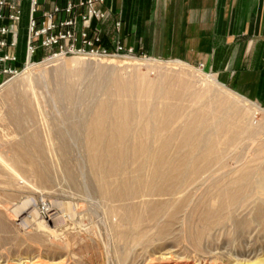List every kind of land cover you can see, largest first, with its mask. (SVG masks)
Instances as JSON below:
<instances>
[{
	"label": "rangeland",
	"instance_id": "374dc122",
	"mask_svg": "<svg viewBox=\"0 0 264 264\" xmlns=\"http://www.w3.org/2000/svg\"><path fill=\"white\" fill-rule=\"evenodd\" d=\"M116 22L110 15L105 25L109 42L119 38L125 47L135 50L124 43L122 27L116 31ZM26 38L23 29L12 73H5L7 64L0 62V222L4 225L0 229V264L39 260L48 264H159L169 250L175 251L174 260L192 264H264V213L258 215L264 196L259 190L247 191L241 203L220 210L211 225L205 223L204 209L205 203L219 201L217 185L212 184L215 179L223 178L224 183L243 168L256 172L264 168V107L258 101L220 82L203 64L144 58L136 50L132 57L68 56L57 60H49L43 51L28 61ZM176 74L193 82V92H213L209 101L213 105L221 99L228 101L232 108L228 117L237 110L248 130L239 144L228 149L224 168L216 169L206 185L187 183L175 196L150 197L152 209L164 208L162 215L143 228L150 231L145 242H132L133 238L117 230L120 216L110 208L118 204L101 193L88 128L99 104L113 98L116 79L126 82L142 75L158 82ZM188 104L181 107L186 114L210 111V105L192 108ZM179 143V138L174 141L169 160H177L171 158ZM181 151L187 154L189 148ZM31 159L48 172L47 181L41 179ZM127 169L129 176L137 175L131 162ZM151 208L142 206V214L148 212L149 216ZM161 228L166 232L162 238L158 235Z\"/></svg>",
	"mask_w": 264,
	"mask_h": 264
},
{
	"label": "bare ground",
	"instance_id": "6f19581e",
	"mask_svg": "<svg viewBox=\"0 0 264 264\" xmlns=\"http://www.w3.org/2000/svg\"><path fill=\"white\" fill-rule=\"evenodd\" d=\"M192 89L193 82L181 74L165 76L158 82L148 81L142 75L126 82L116 79L113 98L108 97L99 104L88 128V146L92 150L93 170L102 186L101 193L107 195L112 203L118 204L110 208L112 213L120 216V219L118 216L116 219L120 220V230H117L130 240L133 238L132 242H145L150 231L147 233L143 228L149 221L157 222L162 215L164 208L152 209L148 201L150 197L175 196L187 183L199 187L206 185L207 180L215 177L216 169L224 168L228 149L239 144L248 130V125H244L237 110H234L232 117H228V110L232 109L228 101L221 99L213 105L209 102L213 92L197 93ZM156 100L160 101L159 105ZM184 102H189L192 108L196 104L210 105V111L205 115L194 112L186 114L181 108ZM211 130L214 132L208 135ZM178 138V150L171 158L177 160H169L173 143ZM185 147L189 148L187 154L181 151ZM31 162L35 169L40 170L41 179L47 181L48 172L39 168L33 159ZM129 162L137 171L135 177L128 175ZM261 170L264 168H259L257 172L243 168L238 176L224 183L223 178L215 179L212 184L217 185L219 201L204 204L205 223L211 225L218 218L220 210L228 211L241 203L240 199L247 191L257 189L264 196V172ZM160 182L163 183L162 187H157ZM142 206L152 209L149 216L148 212H145L146 216L142 214ZM263 213L264 204L258 208L260 217ZM3 228L0 222V229ZM158 235L161 238L166 235L163 228ZM174 252L165 251L159 264H192L190 260H174ZM18 264L48 263L39 260L32 263L19 261Z\"/></svg>",
	"mask_w": 264,
	"mask_h": 264
},
{
	"label": "crops",
	"instance_id": "0c3cea01",
	"mask_svg": "<svg viewBox=\"0 0 264 264\" xmlns=\"http://www.w3.org/2000/svg\"><path fill=\"white\" fill-rule=\"evenodd\" d=\"M136 52L204 65L264 107V0H106Z\"/></svg>",
	"mask_w": 264,
	"mask_h": 264
},
{
	"label": "built area",
	"instance_id": "2783aa9c",
	"mask_svg": "<svg viewBox=\"0 0 264 264\" xmlns=\"http://www.w3.org/2000/svg\"><path fill=\"white\" fill-rule=\"evenodd\" d=\"M109 18L106 0H0V62L7 64L5 73H12L11 64L18 61L15 51L23 29L28 61L43 51L49 60L135 56L121 39L109 42L105 30ZM121 27L117 21L116 31Z\"/></svg>",
	"mask_w": 264,
	"mask_h": 264
}]
</instances>
